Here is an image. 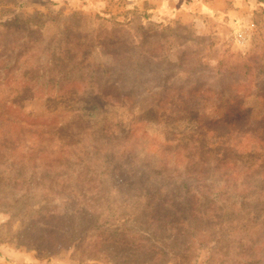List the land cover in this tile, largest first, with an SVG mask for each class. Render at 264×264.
I'll return each instance as SVG.
<instances>
[{"label":"rangeland","instance_id":"rangeland-1","mask_svg":"<svg viewBox=\"0 0 264 264\" xmlns=\"http://www.w3.org/2000/svg\"><path fill=\"white\" fill-rule=\"evenodd\" d=\"M0 22V264H264V0Z\"/></svg>","mask_w":264,"mask_h":264},{"label":"trees","instance_id":"trees-1","mask_svg":"<svg viewBox=\"0 0 264 264\" xmlns=\"http://www.w3.org/2000/svg\"><path fill=\"white\" fill-rule=\"evenodd\" d=\"M5 24H3L2 22H0V26H4ZM15 47H11L10 48V51L8 52V54H7V56H6V59H5V61H6V66L4 67V68H7V67H11V66H13L14 65V59H13V56H12V54H13V49H14ZM4 68H2V69H4ZM54 99H58V98H54ZM241 99V98H240ZM231 116L233 115V114H230ZM156 210V209H155ZM158 211V210H157Z\"/></svg>","mask_w":264,"mask_h":264},{"label":"crops","instance_id":"crops-1","mask_svg":"<svg viewBox=\"0 0 264 264\" xmlns=\"http://www.w3.org/2000/svg\"><path fill=\"white\" fill-rule=\"evenodd\" d=\"M227 13H228L227 15H229V16H233V17L237 14V13L234 12V11H228ZM236 16H237V15H236ZM239 16L241 17V15H239ZM239 16H238V17H239ZM238 21H239V20H238Z\"/></svg>","mask_w":264,"mask_h":264}]
</instances>
